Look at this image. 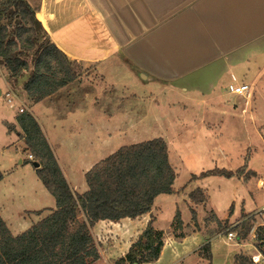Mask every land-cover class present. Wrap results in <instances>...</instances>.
Returning a JSON list of instances; mask_svg holds the SVG:
<instances>
[{
	"label": "crops",
	"instance_id": "crops-1",
	"mask_svg": "<svg viewBox=\"0 0 264 264\" xmlns=\"http://www.w3.org/2000/svg\"><path fill=\"white\" fill-rule=\"evenodd\" d=\"M28 1L51 40L80 65L81 74L39 102H32L24 89L29 72L18 80V89L3 74L0 159L5 160L0 161V215L12 234L18 235L56 208V199L36 167L31 171L25 165L31 159L17 124L21 107L38 120L66 179L78 193L89 189L87 171L121 146L163 137L177 172L175 192L158 195L148 213L100 220L91 229L101 253L94 264H113L153 219L154 227L163 232L164 247L157 260L141 264L157 262L167 244L186 241L192 235L185 229L192 222L200 226L205 209H214L208 189L212 176L191 180V174L186 183L178 184L176 164L182 160L177 149L172 153L174 134L187 130L189 121L199 122L204 129L213 123L218 129L223 121L214 115L234 116L243 99H251L252 93L228 98L221 84L248 83L249 76L253 84L263 79L264 0ZM175 108L180 110L175 113ZM9 123L17 131L10 132ZM10 175H15V181L7 189ZM198 187L208 191V202L190 200V192ZM167 205L172 207L171 226L165 230L159 222ZM191 208L197 212L196 221ZM178 209L183 228L174 232ZM244 209L240 213L248 212ZM185 212L191 214L188 222ZM235 212L223 219L237 218ZM78 217L86 218L83 213Z\"/></svg>",
	"mask_w": 264,
	"mask_h": 264
},
{
	"label": "trees",
	"instance_id": "trees-1",
	"mask_svg": "<svg viewBox=\"0 0 264 264\" xmlns=\"http://www.w3.org/2000/svg\"><path fill=\"white\" fill-rule=\"evenodd\" d=\"M0 65L14 80L29 72L24 89L32 102L57 92L81 74L80 65L51 40L28 0L0 2ZM17 124L25 149L40 163L37 175L55 197L56 208L18 235L12 234L0 215V264H94L101 258L91 231L98 221L136 218L152 210L158 195L175 192L177 172L163 137L121 146L87 171L89 189L78 193L66 179L36 117L24 110L17 116ZM7 127L10 132L17 131L15 124L9 123ZM243 169L216 167L193 174L191 180L208 176L239 177ZM255 174L253 171L245 179ZM189 198L203 204L209 200V193L198 187L190 192ZM191 212L196 221V210L191 208ZM79 213L85 215V220L79 219ZM174 222L177 230L183 228L179 209ZM256 232L261 242L259 252L264 254V225H259ZM163 247V232L154 227L151 219L128 252L113 264L157 260ZM235 258L237 264H259L245 254H237Z\"/></svg>",
	"mask_w": 264,
	"mask_h": 264
},
{
	"label": "rangeland",
	"instance_id": "rangeland-1",
	"mask_svg": "<svg viewBox=\"0 0 264 264\" xmlns=\"http://www.w3.org/2000/svg\"><path fill=\"white\" fill-rule=\"evenodd\" d=\"M29 61L31 63V57ZM6 72V68L0 65V81L3 80V74H6V78L17 88L18 80L11 79ZM245 80L253 85V90L250 89L247 93H252L251 99L244 98L242 108L237 109L234 116L214 115V119L223 121L218 129L213 123L209 125V129H204L202 124H198L199 122L197 125L189 121L187 130L174 134L175 147L172 151L174 154V150L177 149L182 160L176 164L179 173L178 184L186 183L191 174H199L216 167L233 171L244 167L242 175L232 178L212 176L208 189L213 194L211 206L214 209L210 211L206 208L204 217L199 222L200 226L192 222L185 229L186 233L192 236L183 242L174 240L167 244L161 259L151 264H237L235 258L237 254L250 257L259 254L261 242L257 238L256 228L264 225V210L261 208L264 206V76L257 84L252 83L251 76L246 77ZM221 90L228 93L226 96L228 98L232 99L231 96H234L228 90L225 81L221 84ZM7 98L6 96L5 99ZM244 108L246 112H243ZM173 110L177 113L180 109ZM187 115L191 114L188 112ZM1 159L2 162L5 160L4 157ZM33 161L31 159L25 162L31 171L34 169ZM246 162L248 165L245 164ZM253 171L256 174L248 182L245 176L251 175ZM14 181L15 175H10L7 178L6 188L11 189ZM260 181H263V184ZM230 195L233 196L231 200ZM242 208L248 212L240 213ZM253 208L259 210L254 212ZM171 212L172 207L167 205L164 216L160 218L161 229L167 230L171 226ZM234 212L239 215L237 218L223 219L227 213L232 215ZM184 216L188 222L191 214L185 212ZM174 223L172 230L177 232ZM227 229L236 232L237 240L225 243L218 238L219 234ZM195 232H199L197 233L199 235H194ZM258 263L264 264V260Z\"/></svg>",
	"mask_w": 264,
	"mask_h": 264
},
{
	"label": "built area",
	"instance_id": "built-area-1",
	"mask_svg": "<svg viewBox=\"0 0 264 264\" xmlns=\"http://www.w3.org/2000/svg\"><path fill=\"white\" fill-rule=\"evenodd\" d=\"M251 89L250 84L248 83H230L228 84V90L232 94L236 95H246ZM9 96V95H7ZM8 101H12L11 98H8ZM26 110L25 108L21 107L20 112H23ZM29 158L34 160V157L32 154H29ZM264 210V209H263ZM220 240H223L225 243H231L232 241L237 240V234L232 229L224 230L222 233L219 234L218 237ZM252 259L254 262L258 263L264 260V254L259 252V254H253Z\"/></svg>",
	"mask_w": 264,
	"mask_h": 264
},
{
	"label": "water",
	"instance_id": "water-1",
	"mask_svg": "<svg viewBox=\"0 0 264 264\" xmlns=\"http://www.w3.org/2000/svg\"><path fill=\"white\" fill-rule=\"evenodd\" d=\"M33 165L38 168L40 167V163L38 161H33ZM134 264H138L137 262H135Z\"/></svg>",
	"mask_w": 264,
	"mask_h": 264
}]
</instances>
